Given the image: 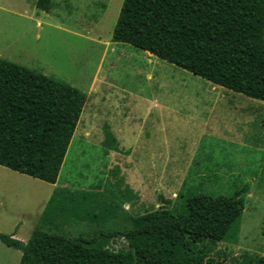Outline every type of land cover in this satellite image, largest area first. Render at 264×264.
<instances>
[{
  "label": "rangeland",
  "instance_id": "obj_1",
  "mask_svg": "<svg viewBox=\"0 0 264 264\" xmlns=\"http://www.w3.org/2000/svg\"><path fill=\"white\" fill-rule=\"evenodd\" d=\"M36 2L0 0V57L77 87L87 102L56 184L0 165V232L27 242L62 186L89 192L81 207L99 216L64 225L72 234L120 230L193 193L245 189L239 232L211 253L227 264L264 255V101L113 41L123 0H52L49 11ZM21 255L0 240V264Z\"/></svg>",
  "mask_w": 264,
  "mask_h": 264
},
{
  "label": "trees",
  "instance_id": "obj_2",
  "mask_svg": "<svg viewBox=\"0 0 264 264\" xmlns=\"http://www.w3.org/2000/svg\"><path fill=\"white\" fill-rule=\"evenodd\" d=\"M112 40L264 101V0H123ZM86 102L77 87L0 57V165L57 183ZM245 192L193 193L180 209L129 216L120 230L72 234L64 225L99 216L81 207L89 192L58 188L27 242L0 240L22 252L19 264H227L211 252L239 232ZM117 238L126 243L115 249ZM240 264H264V255Z\"/></svg>",
  "mask_w": 264,
  "mask_h": 264
},
{
  "label": "crops",
  "instance_id": "obj_3",
  "mask_svg": "<svg viewBox=\"0 0 264 264\" xmlns=\"http://www.w3.org/2000/svg\"><path fill=\"white\" fill-rule=\"evenodd\" d=\"M55 184H56V183H55ZM61 188H63V186H62ZM13 234L15 235V234H16V232H14Z\"/></svg>",
  "mask_w": 264,
  "mask_h": 264
}]
</instances>
